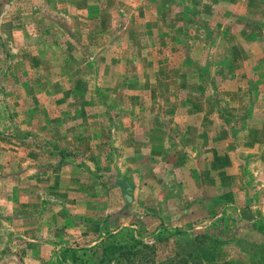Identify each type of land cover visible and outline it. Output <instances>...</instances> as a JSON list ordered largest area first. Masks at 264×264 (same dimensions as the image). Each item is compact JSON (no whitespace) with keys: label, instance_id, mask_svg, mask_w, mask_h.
Instances as JSON below:
<instances>
[{"label":"rangeland","instance_id":"rangeland-1","mask_svg":"<svg viewBox=\"0 0 264 264\" xmlns=\"http://www.w3.org/2000/svg\"><path fill=\"white\" fill-rule=\"evenodd\" d=\"M2 176L0 264H264V0H0Z\"/></svg>","mask_w":264,"mask_h":264},{"label":"trees","instance_id":"trees-1","mask_svg":"<svg viewBox=\"0 0 264 264\" xmlns=\"http://www.w3.org/2000/svg\"><path fill=\"white\" fill-rule=\"evenodd\" d=\"M126 247H120V249H123ZM116 247V245L110 246V248H108L107 250H105V252L107 253V251H110L111 253H115L117 250H120ZM65 252H69L70 256H68L66 253H64V251L61 254V260H63L64 262H67V258L69 257V263L68 264H87L86 261H84L83 259L79 258L75 252L73 251V249H67L65 250ZM190 257V255H188ZM122 257V256H120ZM123 258V257H122ZM124 259V258H123ZM192 260V258H190ZM192 262V261H191ZM194 264L195 260H193ZM192 262V264H193ZM188 264V263H187ZM191 264V263H190Z\"/></svg>","mask_w":264,"mask_h":264},{"label":"crops","instance_id":"crops-1","mask_svg":"<svg viewBox=\"0 0 264 264\" xmlns=\"http://www.w3.org/2000/svg\"><path fill=\"white\" fill-rule=\"evenodd\" d=\"M115 46H116V44H115ZM199 126H201V125H199ZM167 129L169 130L170 127L167 126ZM198 130H199V128H198ZM197 133H198V131H197ZM197 136H199V135H197ZM181 146H182V145H181ZM0 179H3V180H4V179H6V176H2V177H0ZM18 179H19V181H20V185H19V187H18V192H17V193L20 194V193H21V185H22L23 182H22V177H18ZM0 185H1V184H0ZM26 194H28L27 191H26ZM29 195L31 196L32 194L30 193ZM30 205H31V204H30ZM17 206H18V205H15V206H14L13 211L15 212V214L18 213V217H21V219H22V217H23L24 214H22V213H20V212H22L23 209H18L19 207L17 208ZM0 212H3V213H4L3 216H7V214H8V213H7V210H4L3 208L0 209ZM1 219H3V217H2ZM0 221H1L2 223L5 222V220H0ZM22 256L24 257V256H26V255H22ZM25 258H28V259L32 260V258H31L30 256H26ZM58 258H59V257H57V260H58Z\"/></svg>","mask_w":264,"mask_h":264}]
</instances>
